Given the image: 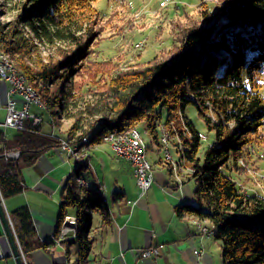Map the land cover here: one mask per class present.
Listing matches in <instances>:
<instances>
[{
    "label": "trees",
    "instance_id": "obj_1",
    "mask_svg": "<svg viewBox=\"0 0 264 264\" xmlns=\"http://www.w3.org/2000/svg\"><path fill=\"white\" fill-rule=\"evenodd\" d=\"M93 1L24 0L18 24L0 22V51L9 56L39 92L42 109L53 123L59 114L55 98L61 106L60 113L64 112L71 96L69 80L82 63L85 42L93 33L91 24L100 17ZM223 1L202 2H213L210 10L206 7L207 10L200 12L202 23L185 26L184 22H177L178 32L171 42V47H176L168 56L154 57L142 67L110 78L115 98L89 125L86 135L94 139L106 127L108 132L139 127L150 138L148 147L155 144L156 148L162 145L164 131L169 134L168 142L170 136L179 137L182 158L193 168V172L183 174L184 183L193 179L196 187L195 202L177 204L176 212L209 223L214 237L221 241L223 264H264V193L243 189L235 174L239 173L237 169H242L240 161L248 163L258 144L264 147V0ZM186 5L178 3L171 7L174 12L185 13ZM88 10L90 13H85ZM24 26L28 33L24 32ZM56 40L70 45L68 50L57 52L59 58L33 61L28 56L38 44H53ZM67 76L55 97L50 84L60 83ZM190 107L203 113L199 115L206 131L215 132V140L206 147L203 141L207 137L200 138V129L187 114ZM211 110L217 116L216 121L206 116ZM25 126L26 129L10 136L0 129L3 198L22 192L23 168L33 164L40 149L52 140L41 135L37 125L27 121ZM79 129L77 119L67 137L71 145H81V136L73 135ZM9 150L17 151L18 155L6 157L4 152ZM159 163L169 176L173 174L172 165L165 157ZM79 166L78 163L76 175H80ZM101 193L91 185L89 188L77 185L73 176L62 187L56 230L68 208H75L77 218L76 236L66 240L67 245L75 246L76 257L71 264H89L88 257L97 237L96 233L89 235L87 224L94 215L99 217V232L112 230L108 206ZM122 195L123 192H117L113 198ZM9 217L25 256L49 243L36 238L27 206L12 210Z\"/></svg>",
    "mask_w": 264,
    "mask_h": 264
},
{
    "label": "rangeland",
    "instance_id": "obj_2",
    "mask_svg": "<svg viewBox=\"0 0 264 264\" xmlns=\"http://www.w3.org/2000/svg\"><path fill=\"white\" fill-rule=\"evenodd\" d=\"M159 1L160 0H152L150 2L149 0L93 1L92 5L97 11L100 12V17L98 21H93V23L91 24V30H93V33L91 34L89 40L85 42L82 54V63L80 64V67L78 68L77 72L73 75V77H71L69 80L71 96L68 99L67 109L64 112L62 111V113H60L59 111L61 106H58L56 92L58 87L65 84V82L68 80L69 75L65 80L60 83L52 82L50 84L51 90L56 97V108L59 112V114L56 116V121L53 123L52 126H55V136L63 138L58 140L52 137L51 135H49V137H51L52 139L51 142H54L55 144L57 143L59 147L61 145V142L64 141L67 142V144H69L74 149L72 150L73 152L70 151L69 153L73 157L75 164L73 170L74 173H72L70 176H73L75 178L80 177V175H76L77 173L75 172V168L78 167L79 163L80 166L78 174H81L82 176L85 175L88 178L90 177L88 173L89 170L87 171V169H89V166L91 165L89 164L88 160L89 154L87 153H89V150L87 149V146H89V144L96 143V147L99 152L93 155V163L97 168V172L100 174L101 178L103 175V179L105 182L108 183L109 180H111V177L113 175L111 169L116 167L114 161L115 157L117 159H122L128 162L131 167L132 174L135 177L136 182L141 190V194H144L153 183V168L152 170H150L149 173L145 171L146 167L141 168L139 172L141 176L140 179V177L135 173L133 163H131L128 155L125 154L119 142L114 140V134H117L123 130L108 132L106 127L102 129L99 133H97L94 139H91V136L86 134L88 133V130L90 128L89 125L101 116L102 111L106 110V108L109 107V105L115 98L114 91H112V89L110 88V78H118V75H124L126 72H129L132 69L142 67L152 61L154 57L162 58L168 56V54L171 53V50L176 47H171V42L172 38L174 40L176 32H178L176 29V24H178L177 22H184L185 26L189 25L192 22L197 24L202 23L203 19H201L200 12H202L204 9H209V7L213 3L211 2L203 4L202 2L204 0L202 2L201 0H187V2L191 1V3H188V5L184 7L186 9V12L184 13L182 11L174 12V10H172L173 8L171 7L172 4L166 7H159ZM212 1H215L217 3L221 2V0ZM230 1L231 0H224L223 2L228 3ZM23 3L24 0H0V22L5 24H11V26H14V24H18V16L23 12ZM199 3L201 4V7L197 6ZM26 4L27 1H25L24 6ZM90 11L91 10H88L85 13H90ZM185 16H188L190 19L188 18L187 20ZM80 18H82L86 22L88 21V18ZM175 18H178V20L171 23L170 21ZM23 30L24 32L28 33L27 27L24 26ZM145 36L147 37V39L143 47L136 48L134 46V43L138 42ZM175 43L178 44L177 42ZM69 47L70 45L67 42H59L57 40L53 44L40 43L28 56H31V58H33V61H36L38 59H41L43 61H47L49 59L55 60L56 58L60 57L58 56L57 52H63L64 50H68ZM177 47H179V44L177 45ZM0 53L5 54L2 51H0ZM5 108L7 116L6 100ZM211 112L214 114V116L212 115V113L206 114V116L208 115L213 121H216V114L212 110ZM187 114L192 116L193 120H195L197 127L201 131V133L199 134L206 133L205 137H207V139L203 141L205 147L211 142H213L215 140V132L214 130H211L210 132L206 131V129L204 128L202 117L199 115H203V113L195 107H190L189 109H187ZM77 119L80 129L74 131L73 135L74 137L81 136L82 140L80 141L81 145L74 146L69 143L67 137L69 135L70 126L75 124V122H77ZM4 122L0 123V129H2L3 133L7 136V132L10 133L12 129L4 127L2 125ZM229 125H231V122H229ZM132 128L140 130L139 127ZM47 129H51V124L47 125ZM21 130L17 129L16 131ZM141 134L142 139L144 140V142H146L148 147V143L150 141L149 136L146 133ZM167 135L169 136L168 133ZM169 138V142L163 143V141H161L162 145L158 147L159 149L162 148L161 150L156 148L155 144L152 145V147H148L146 161H149L152 165L156 164L159 166V160L164 161L165 156L163 155V152L165 151L168 154L170 153L173 159L178 162L177 167L179 172L182 173V175L185 173L182 172V168H188L193 170V168L186 165L185 160L182 158L183 147L182 145H180L181 141L179 140V137L177 138L174 135L172 137L170 136ZM98 143H100V145H98ZM13 153H17V151L9 150L4 152L6 157H16L13 156ZM102 155L105 156L106 160L104 158L103 160L101 159L100 156ZM96 158H98V161L96 160ZM139 162L144 165V161L142 159L139 160ZM247 162L248 163L240 161L239 164L242 166V169H237L239 173H235L237 180H239V182L242 184L241 187L245 190H258L264 193V147L261 146V144H258L256 151L253 152L251 159H249ZM170 163L171 165L175 164V162L173 161ZM147 174H150L152 178L149 183H145V181L149 178L147 177ZM170 177L172 178V181L174 180L175 182V188L180 187L182 184H184V190H186L189 195H191V200L189 201L195 202V196L193 193L196 187L195 181L193 179H189L184 183V178L179 174L174 173ZM82 179L84 183L81 184L77 183L75 180L74 181L77 183V185L89 188L90 183L87 180L85 181L84 178ZM99 190H101L102 197L106 200L108 206L104 191H102V189ZM74 210L75 208L72 207L67 209V213L61 219L58 231L56 232L58 239L64 238L63 250L65 261L62 264H71L74 262V258L76 257L75 246L69 244L68 242V245L66 244V240L74 238L77 233V218L75 216ZM67 216L75 218V225L73 226L75 229L74 235H72L73 228H69L71 225L66 221ZM9 222L12 228V232L15 236L13 223L10 220ZM195 223L198 224V227L202 234L213 235V230L212 228H210L209 223L206 220H199L196 218ZM98 224L99 217L97 215H94L91 221L87 224V230H89V235L96 233L97 236V234L101 233L99 232L101 230L98 229ZM64 231L65 233H63ZM147 250L154 251V248H149ZM20 251L23 255L25 264H28L27 260H25L26 256L23 254L21 248ZM0 252L1 259L3 257V253L1 250ZM148 255L150 254H145V256ZM0 263L4 264V260H0ZM221 264H223L222 260Z\"/></svg>",
    "mask_w": 264,
    "mask_h": 264
},
{
    "label": "crops",
    "instance_id": "obj_3",
    "mask_svg": "<svg viewBox=\"0 0 264 264\" xmlns=\"http://www.w3.org/2000/svg\"><path fill=\"white\" fill-rule=\"evenodd\" d=\"M8 89V82L0 80V123L4 122L6 116ZM29 110L42 115V120L37 124L41 135H51L58 140L63 138L55 136L53 119L44 109L31 106ZM48 124H51L50 130L47 129ZM14 132L16 130L12 129L10 133L7 132V136ZM95 144L87 146L91 164L87 171H90V177L81 174L80 177L94 188L104 191L112 230H102L97 234L88 257L89 264H221L220 240L213 235L202 234L194 216L176 212L177 204L191 202V195L184 190V184L175 188V182L167 174L165 167L153 164V183L141 194L128 162L115 157L116 167L111 169L113 178L107 183L103 175L100 177L93 163V155L99 152ZM100 157L106 160L104 155ZM74 166L73 157L57 143L50 142L40 149L33 164L23 168L22 192L7 198L0 196L9 220L12 210L27 206L36 238L40 242H49L44 248H37L26 256L28 264H62L65 261L64 238L58 239L56 227L62 187L74 173ZM117 192H123V196L114 199ZM149 248H154L155 251L145 256L143 252ZM0 250L3 253L0 260L3 259L4 264H16L1 221ZM196 250L199 251L198 254L195 253Z\"/></svg>",
    "mask_w": 264,
    "mask_h": 264
},
{
    "label": "built area",
    "instance_id": "obj_4",
    "mask_svg": "<svg viewBox=\"0 0 264 264\" xmlns=\"http://www.w3.org/2000/svg\"><path fill=\"white\" fill-rule=\"evenodd\" d=\"M0 80H5L9 84V89L7 91V98H6V104H7V116L5 119V122L2 124L4 127H8L14 130H21L26 129L25 123L29 121L33 125L39 124V122L42 120V115L37 113L30 112L29 108L31 106H36L35 100L32 99L30 94L27 93L25 90V86L23 83H20L18 80V74L14 71L10 70L7 67L6 63H3L0 61ZM26 121V122H25ZM127 130V129H126ZM134 132V139H125V145H120L125 154L128 155L131 163H133V168L135 169V173L140 177L139 174L141 168L146 167V163L144 161V165L139 162V160L134 159V151L137 150V142L139 141L136 137V131ZM125 133V131H124ZM204 135V134H199ZM205 136V135H204ZM163 143H166L163 139ZM60 148L62 150H65L66 152L70 153V151L74 150L69 144L66 142H61ZM73 152V151H72ZM17 153H13V156H17ZM151 168L145 169L146 172H150ZM147 177H149L145 183H149L150 180H152L151 175L147 174ZM140 182V181H139ZM84 183V182H82ZM87 184V183H85ZM141 184V183H140ZM71 217H66L67 223L70 224ZM70 228V227H69ZM67 229V228H66ZM64 229V230H66ZM65 233V231L63 232ZM155 251V249H154ZM153 251L151 250H144L143 254H151ZM195 253H199V251L196 250ZM1 256V252H0Z\"/></svg>",
    "mask_w": 264,
    "mask_h": 264
},
{
    "label": "bare ground",
    "instance_id": "obj_5",
    "mask_svg": "<svg viewBox=\"0 0 264 264\" xmlns=\"http://www.w3.org/2000/svg\"><path fill=\"white\" fill-rule=\"evenodd\" d=\"M150 1H152V0H149V2ZM178 3H186V2L184 0H160L159 1V7H166L168 5L178 4ZM146 39H147L146 36L143 37L141 40H139L138 42L134 43V46L136 48H142L144 43L146 42ZM0 61L3 62V63H6L7 67L10 70H12V71H14L15 73L18 74L19 82L23 83V85L25 86V90L27 91L28 94H30L32 99L35 100V104L37 105V107L43 108V102H42V98H41L39 92L35 89V87L32 84H30L27 81L25 75L18 71L17 67L14 65V63L9 58V56L7 54L0 53ZM124 131H125V133H124ZM133 131H136V137L139 140L137 142V150L138 151H134V159L135 160H141L142 159L143 161H145L146 167L147 168H151V170H152V164L149 161H146L147 160L146 159V157H147V144L142 139V134H141V132L138 129L131 128V129L123 130V131H121V132H119L117 134H114L115 135L114 140L118 141L120 145H125V139H134V132ZM200 137L201 138H205L204 135H200ZM163 139L165 140V142H168V135H167V132H165V131L162 132L161 141H163ZM163 155L165 156V159L169 160L170 162H172V161L175 162V164H172L173 173L174 174H179L180 176H182L184 178L182 173H180L179 170H178V167H177L178 162L173 159L171 154L170 153L168 154V153H166L164 151ZM192 171H193L192 169H188V168L183 169L182 168V172H185V173H189V172H192ZM75 181L77 183H79V184L84 182L81 177L75 178ZM68 217H71V216H68ZM70 225L72 226V227L70 226V228H73L72 229V235H74L75 234V229H74L73 226L75 225V218L71 217Z\"/></svg>",
    "mask_w": 264,
    "mask_h": 264
},
{
    "label": "water",
    "instance_id": "obj_6",
    "mask_svg": "<svg viewBox=\"0 0 264 264\" xmlns=\"http://www.w3.org/2000/svg\"><path fill=\"white\" fill-rule=\"evenodd\" d=\"M0 221L3 227L4 234L8 240L11 255L13 256L16 264H25L23 255L20 251L19 245L17 240L12 232V228L7 217V214L3 208V204L0 198Z\"/></svg>",
    "mask_w": 264,
    "mask_h": 264
}]
</instances>
